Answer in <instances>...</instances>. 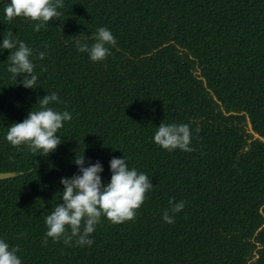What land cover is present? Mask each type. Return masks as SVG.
<instances>
[{"label":"trees","instance_id":"obj_1","mask_svg":"<svg viewBox=\"0 0 264 264\" xmlns=\"http://www.w3.org/2000/svg\"><path fill=\"white\" fill-rule=\"evenodd\" d=\"M7 2L0 40L13 31L31 47L39 77L35 90L16 85L9 52L0 55V173H22L0 181V238L22 264H264V0H63L60 20L39 32L4 19ZM99 27L115 38L105 61L65 46L91 45ZM53 91L52 107L72 113L63 143L47 158L13 148L7 127ZM161 123L198 127L193 151L158 147ZM84 151L105 183L109 160L124 154L153 188L133 220L101 217L91 247L44 244V216ZM170 198L185 206L167 224Z\"/></svg>","mask_w":264,"mask_h":264},{"label":"clouds","instance_id":"obj_2","mask_svg":"<svg viewBox=\"0 0 264 264\" xmlns=\"http://www.w3.org/2000/svg\"><path fill=\"white\" fill-rule=\"evenodd\" d=\"M63 7V0H8L3 3V16L9 21L19 18L25 24L30 23L33 31L39 32L53 23V18L60 20V9ZM91 39V45L83 39H76L66 40L65 46H75L78 53H86L93 63L105 61L110 46L115 44L113 34L108 28L99 27ZM6 50L9 55L5 71L9 78L25 89H37L39 77L33 62V49L23 40H18L13 31H8L0 40V55ZM45 55L46 52H38L35 59L43 60ZM19 77L22 79L18 80ZM59 103L60 97L55 91L38 97L35 110L33 106L25 119L11 123L3 139L17 150L23 146L30 153L36 154V157L47 158L63 143L59 131L72 120L71 112L58 111L52 107ZM198 131V127L190 129L187 123H161L156 127L152 140L168 152L177 149L192 152V133ZM85 163V151L79 156L76 152L72 164L78 169V174L61 177L62 191L58 192L60 202L44 216L46 231L42 243L46 244L51 239L53 242L62 240L64 244L71 245L74 239L80 247H91L94 243L91 236L101 222V217L117 225L133 220L136 211L145 201L146 193L153 188L151 179L145 173L129 167L124 154L109 160L111 175L106 183L102 180L104 167L101 162H89L87 166ZM184 206L183 201L170 198L161 219L167 224L174 223L175 215ZM19 251L18 246H10L0 238V264H22Z\"/></svg>","mask_w":264,"mask_h":264},{"label":"water","instance_id":"obj_3","mask_svg":"<svg viewBox=\"0 0 264 264\" xmlns=\"http://www.w3.org/2000/svg\"><path fill=\"white\" fill-rule=\"evenodd\" d=\"M256 137H259L256 134ZM22 175V173L19 172H11V173H0V181L7 180V179H15Z\"/></svg>","mask_w":264,"mask_h":264}]
</instances>
